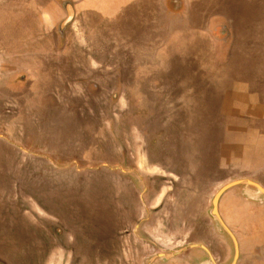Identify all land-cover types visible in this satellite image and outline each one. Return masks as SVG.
Returning a JSON list of instances; mask_svg holds the SVG:
<instances>
[{"label": "rangeland", "instance_id": "1", "mask_svg": "<svg viewBox=\"0 0 264 264\" xmlns=\"http://www.w3.org/2000/svg\"><path fill=\"white\" fill-rule=\"evenodd\" d=\"M63 3L66 16L62 30L72 17L71 8L67 7L71 2ZM242 43L244 50L257 57L260 51L259 46L254 48L257 43ZM92 44L97 53L103 52L95 47V41ZM240 45L237 49L243 51ZM181 52L169 53L171 66L164 60L163 66L175 67V72L159 69V73L152 75L139 66L130 73L110 75L111 82L106 86L103 75H97L99 89L87 86L75 91L59 89L62 104L57 107L48 99L54 93L44 89L43 108L29 107L44 114L42 120L19 116L24 109L20 113L10 111L7 101L12 97L1 91L0 166L5 168L7 162L27 160V169H31L25 176L23 170H0L1 239L8 240L11 236L15 243L42 241L43 232L36 230L43 219L41 207L61 216L47 221L59 231L65 262L90 264V258L100 263L110 252L99 247L105 242L120 243L125 230L133 231L148 212L156 211L145 226L143 237L151 241L153 234L160 244V253L166 251L171 255L190 245H201L212 250L219 264H233L234 238L239 253L235 264H264V197L256 194L255 188L240 185L220 198L218 213L230 234L210 217L211 200L222 186L249 180L264 188V156L260 155H264V123L246 120L247 115L237 121L245 112L239 110L241 114L237 115V106L223 104V100L217 103L216 90L201 91L194 87L193 83H199L202 75L194 73L196 65L187 63ZM134 57H140L137 65L144 58ZM66 62L67 67L72 66L70 60ZM179 63L183 67L187 63L186 72L178 67ZM257 65H250V73L243 70L231 75L241 83L246 80L254 83L257 79L256 85H263L264 76L257 77L261 73ZM209 74L217 77V73L209 71ZM183 82L193 84L192 89L179 88ZM169 83L174 86L169 87ZM249 112L264 117V106L256 104ZM12 122L25 129L27 141L18 138L17 132L12 137L14 129L10 130L8 125ZM15 144L31 153L26 158L15 154L12 148ZM35 164L38 166L32 169ZM11 178L17 184L14 188L7 185ZM123 178L140 182L139 188L145 193L144 204L137 203L131 220L126 219V209L111 210L108 206L111 190L123 186ZM248 190L254 194L250 195ZM27 196L35 200L32 208L36 212L31 211L28 220L26 217L24 220L23 206L30 207L21 199ZM212 226L217 227L219 235L216 236ZM78 243L79 249L72 248ZM193 249L165 260L179 264L200 259L203 253ZM38 251L33 248L31 254L26 251V258L20 261L40 264ZM112 251L113 264H118L120 249ZM155 264L160 262L157 260Z\"/></svg>", "mask_w": 264, "mask_h": 264}, {"label": "crops", "instance_id": "2", "mask_svg": "<svg viewBox=\"0 0 264 264\" xmlns=\"http://www.w3.org/2000/svg\"><path fill=\"white\" fill-rule=\"evenodd\" d=\"M63 1L0 0V94L5 91L12 97L7 101L10 111L20 113L24 109L19 116L42 120L44 114L38 113L36 108L32 111L29 107L41 105L43 108L44 89L54 93L53 98L49 96L48 99L57 107L62 100L59 89L75 91L85 86L99 89L97 75H103L106 86L107 82H111L110 75H120L123 71L130 73L139 66L152 75L159 73V69L161 72L167 69L170 73L175 72V67L167 68L171 66L167 57L171 52L176 54V51H182L183 56L187 57V63L196 65L194 73L202 75L199 78L200 84L193 83L194 87L201 91L216 90L214 95L218 98L217 103L223 100V104L237 106V115L241 114L239 110L245 112L239 115L237 121L241 120L240 116L247 115L250 119L246 120L264 123L263 115L257 116L255 113L252 116L249 112L250 107L254 110L256 104L264 106V83L256 85L257 79L253 80L254 83H251V80L241 83L231 75L237 72L239 74L243 70L250 73V65H257L259 61L257 71L261 73L257 77L261 79L264 76V0H69L71 3L67 7L71 8V22L62 30L60 28L66 16ZM94 41L96 48L103 49V55L93 48ZM243 41L258 44L254 45V48L259 46L260 49L256 53L257 57L254 58V53L250 54L249 50H244ZM238 43L243 51L237 49ZM132 55L144 58L137 65L136 60L140 57L135 58ZM68 60L72 64L70 67H67ZM164 60L167 61L165 67ZM187 63L184 67L179 63L178 67L186 72ZM161 67H164V70ZM209 71L217 73V77L214 75L213 78ZM152 84L154 86L156 82ZM193 84L183 82L179 88L188 91L192 89ZM171 85L172 83L168 84L169 87ZM155 88L156 86L153 89ZM2 101L3 99H0V107ZM219 110L225 117V113ZM8 125L10 130L14 129L12 137H15L17 132L18 138L28 140L24 135V128L16 127L13 122ZM23 125L26 128L24 123ZM10 136L11 133L7 137ZM12 148L15 154L24 155L25 158L31 153L24 146L17 144ZM6 164L7 167L0 166V170H23L24 176L31 173V169H27V160L22 163L14 160ZM35 166L38 165L35 164L32 169L36 168ZM55 169L62 171L64 168ZM8 173L11 174L9 171ZM12 180L11 178L7 185L14 188L17 184ZM121 180L125 188L117 185L118 187L111 190L108 206L111 210L120 207L126 209V219L131 220L134 214L132 211L137 209L139 203L144 204L145 193L139 188L140 182L131 178ZM61 191L64 197V190ZM243 193L247 195V191L243 190ZM12 194L16 195V192ZM14 200L15 196L11 201ZM21 200L28 204L35 202L28 196ZM39 210L44 213L42 216L46 223L48 218L61 217L57 212H45L41 207ZM155 213L157 212H148L133 231L126 230V233L120 236V239H123L120 243L110 242L108 245L105 242L102 247L98 245L101 249H109L110 253H107V257L100 263L90 258L89 263L113 264L115 261L111 257L112 250L124 249L128 259L126 264H155L157 260L160 264H172L171 261L165 260L170 258V253H160V244L153 234L151 241L143 237V230ZM47 225L50 226L49 222ZM212 228L216 236L220 234L217 227ZM40 236L42 241L35 243H15L11 241V236L8 240L0 238V264H24L25 262L20 260L26 258V251L31 254L32 248L39 250L40 264H64L63 258L61 263L58 260L59 253L64 251V245L58 240V229L47 228ZM75 246L79 249V243L72 245V248ZM193 250L201 251L203 256L179 264L214 262V254L210 248ZM21 254L22 257L19 258ZM183 254L185 253L178 257ZM157 255L167 256L161 260L156 258ZM122 259L121 256L119 260ZM76 264L80 262L77 261Z\"/></svg>", "mask_w": 264, "mask_h": 264}, {"label": "water", "instance_id": "3", "mask_svg": "<svg viewBox=\"0 0 264 264\" xmlns=\"http://www.w3.org/2000/svg\"><path fill=\"white\" fill-rule=\"evenodd\" d=\"M240 185H243V186H246V187H253V188H255L257 190L256 194L263 195V197H264V188H262L260 185L254 183L252 181H249V180L234 181V182L228 183V184L222 186L220 189H218V191L216 192V194L214 195V197L211 200L212 209H211V212H210V217L215 219L219 223V225L223 229H225L229 234H230V232L228 231V229L226 228V226L224 225L222 219L219 216L218 203H219V200H220V198L222 197V195L224 193H226L228 190L232 189L233 187H237V186H240ZM232 239H233L234 246H235V256H234V260H233V264H235V262L238 259L239 253H238L237 243H236L234 238H232ZM192 248H202V249H204V247L201 246V245H190V246L186 247L185 249H183L181 251L172 253L171 255H169V257L170 258L176 257V256L182 254L183 252H185V251H187L189 249H192ZM166 256L167 255H157L156 258L165 259ZM210 264H215V263L212 261V262H210Z\"/></svg>", "mask_w": 264, "mask_h": 264}, {"label": "flooded vegetation", "instance_id": "4", "mask_svg": "<svg viewBox=\"0 0 264 264\" xmlns=\"http://www.w3.org/2000/svg\"><path fill=\"white\" fill-rule=\"evenodd\" d=\"M221 37H223V36H221ZM250 193V195H252V193L253 192H249ZM254 194V193H253ZM22 205V204H21ZM33 205H35V204H33ZM23 206V205H22ZM29 207L30 208H28V207H24L23 206V214H25V215H23V219L25 220V217H26V220H28V217H27V214H31V211H34V212H36V209L35 208H32V204H29ZM35 207H36V205H35ZM40 211V210H39ZM40 213V212H39ZM48 220V219H47ZM13 222H14V219H13ZM48 222V221H47ZM41 226H40V228L39 229H37L36 228V230H39V231H43L44 232V230H47V228H51L49 225H47V223L44 221V219H41ZM29 225H31V221H29ZM53 229V228H52ZM53 230H55V229H53ZM126 231V230H125ZM18 240V239H17ZM123 239H121V241H122ZM30 242H32L33 243V241H31V240H29ZM35 243V242H34ZM136 252V251H135ZM134 252V253H135ZM120 253L122 254L121 256H122V260H119V262L120 263H118V264H126L125 262L126 261H128V259L126 258V255H125V250L124 249H120ZM136 254V253H135ZM134 255V254H133ZM62 258H63V253H59V257H58V260H59V263H61V261H62ZM64 259V258H63ZM127 259V260H126ZM213 260H214V262L216 263V264H219L218 263V261H217V259L214 257V258H212ZM206 260H207V256H206ZM37 261L40 263V256H39V259H37ZM209 261V260H208ZM70 263V262H69ZM25 264H26V262H25ZM64 264H68L67 262H65V260H64ZM208 264H210V262L208 263Z\"/></svg>", "mask_w": 264, "mask_h": 264}]
</instances>
